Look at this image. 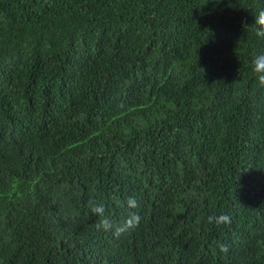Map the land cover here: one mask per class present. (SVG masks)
Segmentation results:
<instances>
[{"label":"trees","instance_id":"16d2710c","mask_svg":"<svg viewBox=\"0 0 264 264\" xmlns=\"http://www.w3.org/2000/svg\"><path fill=\"white\" fill-rule=\"evenodd\" d=\"M261 9L0 0V264H264Z\"/></svg>","mask_w":264,"mask_h":264},{"label":"clouds","instance_id":"9594fccd","mask_svg":"<svg viewBox=\"0 0 264 264\" xmlns=\"http://www.w3.org/2000/svg\"><path fill=\"white\" fill-rule=\"evenodd\" d=\"M253 17V22L248 24L247 22L243 23V31L250 29L254 32L255 37L258 40L264 41V9L259 10ZM252 72L255 76L256 84L259 88L264 89V48L259 49L256 54L253 56L252 61ZM129 207H136L137 204L134 198H129L127 201ZM93 211H96V206H92ZM209 223L215 222L217 225L228 224L231 222V217L227 214L220 216L209 217ZM139 223V216L131 214L125 221L123 226L117 230L115 234H122L123 231L135 228ZM110 225V221L106 218L97 225L98 228L107 230Z\"/></svg>","mask_w":264,"mask_h":264}]
</instances>
